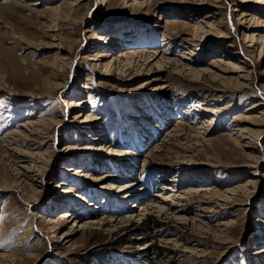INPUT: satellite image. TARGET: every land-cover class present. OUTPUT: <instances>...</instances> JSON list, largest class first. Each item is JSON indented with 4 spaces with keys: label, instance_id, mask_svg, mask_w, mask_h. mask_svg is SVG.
<instances>
[{
    "label": "rangeland",
    "instance_id": "obj_1",
    "mask_svg": "<svg viewBox=\"0 0 264 264\" xmlns=\"http://www.w3.org/2000/svg\"><path fill=\"white\" fill-rule=\"evenodd\" d=\"M217 1L0 0V264H264V4Z\"/></svg>",
    "mask_w": 264,
    "mask_h": 264
},
{
    "label": "bare ground",
    "instance_id": "obj_2",
    "mask_svg": "<svg viewBox=\"0 0 264 264\" xmlns=\"http://www.w3.org/2000/svg\"><path fill=\"white\" fill-rule=\"evenodd\" d=\"M104 1H106V0H104ZM128 1H130V2H136L137 0H128ZM246 1H253V0H246ZM217 2H220L221 3V0H218ZM251 3V2H250ZM256 3H258L257 5L258 6H262L263 4H264V0H256ZM137 4V3H136ZM138 4H140V3H138ZM220 7H222V6H220ZM257 8V7H256ZM232 11H236V12H238V15L240 16L239 17V24L238 25H240V27L242 28V31H249V30H251L252 29V26L251 25H247V23H246V19H247V17H250L249 18V20H253V21H259L260 22V18L259 17H257L254 13H250L249 12V10H241L240 8L238 9V8H234V10H232ZM255 11H257V9L255 10ZM258 11H260V9L258 10ZM256 13V12H255ZM177 22V20H173V22L172 23H176ZM197 24H199V22L197 21ZM260 23H258V25H259ZM201 26V25H200ZM50 28V27H49ZM190 36L189 37H194V35L193 34H189ZM245 37L247 36V34H245L244 35ZM251 36L252 37H254L255 38V36H256V39H259V38H262L261 36H259L257 33H254V32H252L251 33ZM98 38L100 39V40H102V41H105L106 43L107 42H111L112 40H111V38H109L108 36H106V37H103L102 35H99L98 36ZM189 40H192V39H189ZM136 53H141V55L144 53V56L147 54H145V50H136ZM160 53V52H159ZM159 53L158 52H156L154 55V57H153V59H155L158 55H159ZM185 53H189V54H191L192 53V50L190 49L189 51H186ZM121 54V53H120ZM123 54H121V56H122ZM132 56L133 54L131 53V54H126V56L128 57V56ZM103 56H106V54H104V53H101V54H98V56L97 57H99V58H102ZM161 59H165L164 58V56H161ZM95 60H98V58H96ZM165 61H169L168 59H166ZM156 63H159V62H162L160 59H157L156 61H155ZM210 68H211V71L214 73L213 75V78H221V79H226L227 81H230L231 79H233V80H235V82L237 83V85L238 86H243L244 85V83H243V80H246L247 79V77H248V72H249V68H248V64L247 63H245V62H242V61H240L239 59H237V58H234V57H229V58H223V56H218V57H216L215 59H213L211 62H210ZM207 69V68H206ZM213 69V70H212ZM196 71V70H195ZM197 72V71H196ZM199 72V71H198ZM230 79V80H229ZM240 80V81H239ZM236 85V86H237ZM65 103H66V105H69V106H71V105H73V106H75V107H78V106H81V105H83V104H85L86 102L84 101V100H78V101H73V100H71V101H65ZM253 107V106H252ZM250 109V108H249ZM80 115V114H79ZM91 113H89V114H87V116H88V118H90V119H94L93 117V115H92V117H91ZM86 116V117H87ZM87 118V119H88ZM212 117H210V118H208V120L206 121V123H209V120L211 119ZM29 126H31V133L32 134H35V138H37V137H39V135H37V134H39L37 131H38V128H39V126H41V124H43V122H31V121H27L26 122ZM44 123H45V121H44ZM249 123L252 125V126H254V125H256L257 124V122L256 121H249ZM42 129V128H41ZM248 131H249V135L250 136H253V137H255V136H257L258 134H259V132H261V130H255V129H251V128H249V129H247ZM245 130L244 129H242V128H239V135H238V137L236 138L237 140V143H239L241 146L242 145H246V146H249V142L248 141H243L242 139L244 138V136L242 135V132H244ZM16 132V131H15ZM7 135V134H6ZM28 171V170H27ZM26 172V171H25ZM25 176H26V178H28V179H30V180H33V181H36L35 180V177H33V175H31L30 173H26L25 174ZM39 177V176H38ZM38 180V179H37ZM250 182V179H248V183ZM244 185V184H243ZM238 186H240V185H238ZM238 186H234L232 189H230L229 191H227V192H232V191H237L238 190ZM170 187H172V186H167V184L166 183H164V185L162 186V189H168V190H170V189H172V190H174L173 188H170ZM241 187V186H240ZM244 187V186H243ZM241 190H242V188H241ZM244 190V189H243ZM175 191V190H174ZM224 196V195H223ZM225 197V196H224ZM228 198V197H227ZM225 200V199H224ZM171 209V208H170ZM175 214V213H174ZM177 215V214H176ZM61 218H72L71 220H73L75 217L73 216V215H71V214H69V212L68 211H64V212H62V214H61ZM221 225H223V224H221Z\"/></svg>",
    "mask_w": 264,
    "mask_h": 264
}]
</instances>
